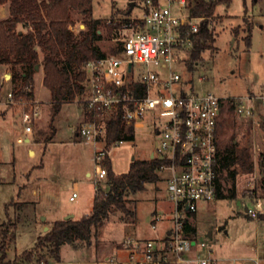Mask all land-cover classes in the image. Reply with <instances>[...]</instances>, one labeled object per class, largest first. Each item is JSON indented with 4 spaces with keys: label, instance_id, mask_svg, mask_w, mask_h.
<instances>
[{
    "label": "rangeland",
    "instance_id": "rangeland-1",
    "mask_svg": "<svg viewBox=\"0 0 264 264\" xmlns=\"http://www.w3.org/2000/svg\"><path fill=\"white\" fill-rule=\"evenodd\" d=\"M130 1L93 0L95 18L111 19L118 24L112 35L105 25L100 26L103 37L97 44L107 55L114 54L112 48L130 34L131 30L125 29L123 24L134 16H143L147 9L144 2H137L129 11ZM160 3L168 5V0H160ZM172 5L177 7L175 3ZM8 16L9 2H6L0 6V19ZM73 17L76 30L85 27L79 13ZM212 27L216 34L214 47L204 51L192 69L189 64L191 48L188 47L180 55L184 61L174 62L173 69L191 73L186 87L199 93L211 92L225 100L218 127L219 146L224 148L234 143L238 148L249 146L254 169L239 171L235 179L230 172L238 165L224 170L220 179L225 196L199 202L193 221L196 227L193 237L198 245L197 252L211 257L215 264H258V261L264 264V219L246 213V206L255 208V199L261 198L264 202V99L261 97L264 85V0H247L246 5L244 0H232L229 6L219 5ZM249 35L250 45L246 40ZM142 67V64L135 66L136 69ZM152 67L161 71V67ZM43 77V67L38 64L33 91L40 115L33 124L32 133L23 134V142L17 140L22 127L18 108L13 112L12 108L0 104V110L6 109V112H0V231L1 224L7 219L6 206L14 219L19 211L10 204L11 201L27 202L20 212L16 236L8 244L4 264H12L9 261L16 254L32 248L38 236L46 232L45 223L50 226L53 221L70 214L78 218L90 212L96 184L105 186L106 182V177L95 178L94 142L77 133L85 119L86 94L64 103L52 120L51 94ZM7 91V88L3 89V95ZM248 97L255 103L253 117L240 115L235 107H229L233 104L231 100H247ZM257 122L261 123L260 128ZM47 137H51L50 141H46ZM157 138L153 121L147 118L143 126L134 129L133 139H124L112 147L109 155L113 169L124 173L129 170L133 158H151L152 152L157 150ZM98 144L102 146V143ZM88 170L91 175H87ZM159 175L158 181L148 182L144 190L130 194L128 206L133 211L130 221L123 219L131 216L113 211L99 232L93 231L90 243H65L61 247L60 261L49 255L45 260L58 264H100L105 255L119 254V246L126 243V237L134 234V225L143 235H164L172 225L170 213L174 211V204L169 199L168 172H159ZM233 186H236V196L230 197L226 194ZM76 190L78 196L71 200L70 196ZM157 213L162 219L157 221L154 229L152 220ZM202 242L206 245L201 246Z\"/></svg>",
    "mask_w": 264,
    "mask_h": 264
},
{
    "label": "built area",
    "instance_id": "built-area-1",
    "mask_svg": "<svg viewBox=\"0 0 264 264\" xmlns=\"http://www.w3.org/2000/svg\"><path fill=\"white\" fill-rule=\"evenodd\" d=\"M148 4L150 7L143 16H134L123 24L131 32L122 39L119 53L87 62L84 101L92 117L84 119L78 133L95 144L102 143L95 148L93 156L95 178L101 180L108 173L104 159L112 147L124 141L117 139L107 145L106 120L113 110L120 106L123 119L134 128L143 126L150 118L158 136L157 150L151 158L163 159L158 172H168L169 199L174 204V211L170 213L172 225L162 238H128L125 243L129 247L128 256H110L100 264H215L211 257L197 252V242L186 233V219L198 210L200 201L217 197L218 127L225 100L214 93H199L186 87L191 73L173 69L174 62L184 61L180 55L192 47L190 35L199 30L203 17L191 16L186 0H168V5L160 2L152 5L149 0ZM137 64L143 67L136 69ZM152 66L161 67V71ZM2 78L7 80L5 75ZM262 90L264 99V85ZM5 100L19 110L22 134L17 140L23 142V134L32 133L40 115L33 88L26 86L25 94L17 95L12 86ZM232 101L240 115L254 116L253 98ZM257 126L260 128L261 123L257 122ZM76 197L77 191H74L70 199ZM254 203L255 208L246 206V213L258 217L264 212V202L257 198ZM160 219L162 215L156 214L152 226L156 227ZM40 263L58 264L45 259Z\"/></svg>",
    "mask_w": 264,
    "mask_h": 264
},
{
    "label": "trees",
    "instance_id": "trees-1",
    "mask_svg": "<svg viewBox=\"0 0 264 264\" xmlns=\"http://www.w3.org/2000/svg\"><path fill=\"white\" fill-rule=\"evenodd\" d=\"M144 2L146 11L149 0H131ZM152 5H158L160 0H150ZM187 11L191 16L203 17L197 32L191 33L193 40L190 49V68L201 59L207 49L213 48L216 34L212 21L219 5H230L232 0H186ZM9 2V16L0 19V66L7 65L13 69L11 81L17 95L25 94V87L34 88L36 65L43 67V83L49 89L54 117L60 112L62 105L75 101L86 90V64L88 61L107 55L97 42L102 39L101 25L107 27L109 35L113 34L117 23L113 20L95 18L93 14V0H0V6ZM245 5L247 0H244ZM130 11V8H129ZM79 13L85 24L84 28L75 29L74 14ZM130 19V18H129ZM238 30H236L237 33ZM247 44H251V36L246 37ZM122 50V43L112 48L114 53ZM141 91L144 93L145 88ZM141 92V93H142ZM28 94H33L30 92ZM232 101V100H231ZM225 102H223V107ZM234 109V103L229 106ZM85 120L92 117V112L84 103ZM264 125V123H263ZM106 142L111 145L117 139H133L134 126L127 124L119 106L113 110L106 120ZM47 137L46 141H50ZM264 159V156H263ZM264 161V160H263ZM163 163L160 157L148 159L133 158L129 170L117 173L113 169L110 155L104 159L107 168L105 186L96 184L93 207L89 213L80 218L59 219L37 238L36 244L9 261L12 264L25 262L39 264L48 255L61 260V247L65 243L77 245L79 242H91L94 230L99 232L111 212L121 211L133 217L129 208V196L144 190L148 182L160 179L158 167ZM218 164L220 178L224 170L235 166L230 176L235 179L239 171L251 172L254 161L249 146L238 148V144L221 148L218 143ZM264 191V176L262 177ZM230 197L236 196V186L230 189ZM217 196H225L221 179ZM10 204L16 206L19 213L11 218L6 206L7 219L1 224L0 231V264L6 263L8 244L16 236V229L21 217V211L27 202L12 200ZM195 213H190L186 219V233L194 236L196 227L190 220ZM264 219V212L258 215ZM126 219V218H124ZM194 239V237H193Z\"/></svg>",
    "mask_w": 264,
    "mask_h": 264
},
{
    "label": "crops",
    "instance_id": "crops-1",
    "mask_svg": "<svg viewBox=\"0 0 264 264\" xmlns=\"http://www.w3.org/2000/svg\"><path fill=\"white\" fill-rule=\"evenodd\" d=\"M0 68L2 69V73L0 74V104H2V105H5L6 107H8V108H12L13 109V112L15 111H17L16 110V108H14V107H12V106H10V105H8L7 103H6V100H5V94L3 95V92H2V90L3 89H5V88H7L8 90L10 89V87H11V84H12V81H11V78H12V74H13V69L10 67V66H6V65H2V66H0ZM3 75H5V77H6V79L7 80H3ZM44 78V77H43ZM6 109H3V110H0V112L1 113H4V112H6L5 111ZM21 130V129H20ZM78 133V132H77ZM79 134V133H78ZM97 146H99V144H95L94 143V148H96ZM152 155H153V153L151 154V157H152ZM92 174V172L90 171V170H88L87 171V175H91ZM75 188H77V187H75ZM77 191V190H76ZM74 192V191H73ZM95 193H96V186H95V189H94V197H95ZM78 196V195H77ZM217 198H220L219 196H217L215 199H217ZM75 200V199H74ZM263 201V200H262ZM93 202H94V199H93ZM198 211V210H197ZM196 211V212H197ZM195 212V214H194V216H191L190 217V220H191V222L193 223V221H194V219H195V217H196V215H197V213ZM89 213V212H88ZM84 214H86V213H84ZM158 214V213H157ZM75 216V214H73V217L72 218H75L74 217ZM82 216V215H81ZM80 216V217H81ZM80 217H78V218H80ZM77 219V218H76ZM57 220H59V219H57ZM131 220V219H130ZM129 219H123V221H130ZM56 221V220H55ZM54 222V221H53ZM153 222H155L154 220H152V224H153ZM156 224H157V222H156ZM45 225V229H46V226H49V225H47V223H45L44 224ZM193 225H194V223H193ZM51 227V225L49 226V228ZM171 226H168V228H167V230H166V233L168 232V229L170 228ZM154 229H156L157 228V225H156V227H153ZM136 226L134 225V229H133V233L134 234H132L131 236L132 237H126L127 239L128 238H138V239H150V238H162V237H164L165 235H166V233L164 234V235H159V234H156V236L155 237H150V236H146V235H143L142 233H140L139 231H136ZM47 231V230H46ZM210 235H211V233H210ZM125 238V239H126ZM119 249H120V252H119V254H117L118 256H120V257H126V256H128V254H129V247L123 242L122 243V245H120L119 246ZM107 257H110V255L109 254H107V255H105L104 256V258L102 259V260H104V259H106ZM99 262H101V261H99ZM258 264H259V261L257 262Z\"/></svg>",
    "mask_w": 264,
    "mask_h": 264
},
{
    "label": "water",
    "instance_id": "water-1",
    "mask_svg": "<svg viewBox=\"0 0 264 264\" xmlns=\"http://www.w3.org/2000/svg\"><path fill=\"white\" fill-rule=\"evenodd\" d=\"M135 1H130V11L132 10L133 6L135 5ZM36 68H38V64L36 65ZM73 214L68 215L65 219L72 218ZM49 229V226H46V230Z\"/></svg>",
    "mask_w": 264,
    "mask_h": 264
}]
</instances>
